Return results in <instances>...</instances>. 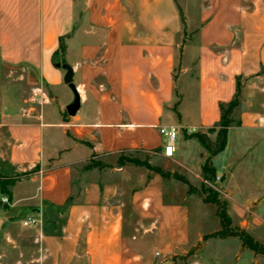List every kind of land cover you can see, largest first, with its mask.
<instances>
[{
	"label": "crops",
	"instance_id": "obj_1",
	"mask_svg": "<svg viewBox=\"0 0 264 264\" xmlns=\"http://www.w3.org/2000/svg\"><path fill=\"white\" fill-rule=\"evenodd\" d=\"M64 62L81 96L74 117ZM13 70L38 95L28 111L13 98ZM238 78L239 125L212 164L233 225L258 240L261 201L233 205L231 186L238 175L264 193V165L256 178L248 163L264 152V0H0V177L19 178L0 189V264H264L241 241L226 262L219 248L237 238L204 241L220 228L206 232L200 218L193 231L183 184L119 165L149 157L178 171L187 153L176 144L163 157L160 128L179 126L198 142L201 172L209 153L191 136L214 140ZM92 158L111 168L86 169Z\"/></svg>",
	"mask_w": 264,
	"mask_h": 264
},
{
	"label": "rangeland",
	"instance_id": "obj_2",
	"mask_svg": "<svg viewBox=\"0 0 264 264\" xmlns=\"http://www.w3.org/2000/svg\"><path fill=\"white\" fill-rule=\"evenodd\" d=\"M23 75L24 73L21 70H16V71L13 70L11 73L10 80H11L13 98L15 97L18 103H20L19 105L21 106V109H23V111H28L29 109L35 106L36 101L34 99H37L38 95L36 94L34 89L26 85ZM6 81H7V78H6ZM188 121L190 125L191 124L200 125L201 123V119L198 117H193L192 119H189ZM215 127L218 128L217 129L218 132H217V136L213 137L214 140H212L211 138L209 139L206 136L213 150L218 149L220 146V139H219L220 125L218 124ZM213 130L215 129H210L209 133L211 134ZM188 131L196 132L195 129H191V128H188ZM199 134L202 135V133H199ZM176 144L179 147L180 152L186 151L187 159H186V162L185 161L183 162L184 166L178 167L177 168L178 171L175 170V172L187 178L188 181L194 187L200 188L201 183L203 182V175H202V171L199 172L197 169V165L201 159L200 154H199L198 142L193 140L188 143H185V139L182 137V135L180 136L179 134ZM263 153L264 152L262 150L259 151V150L254 149L250 153V156H249L250 158H248V163L251 161L254 163L252 169H250L251 170L250 174L256 178H259L261 175H263V172H262L263 165H264V160H262ZM141 158L143 160L150 159L149 157H146V158L141 157ZM156 163L161 168H163L166 172L171 173V171L175 169L171 165L165 163V161L163 160H158L156 161ZM240 170L241 169H239L238 171ZM236 179L238 181L234 182V184H232L231 186V188H233L234 190L231 203L233 202V205H235V203L236 204L237 203L248 204L249 201H252L253 197H256V199H260L261 201L260 203L261 206H256L257 214L264 218V201L261 200L264 193L253 189L254 185L257 186L258 184L256 183L252 184V183L246 182L245 180L240 178V176L238 175ZM170 180H174V179H170ZM179 183L183 184L181 182ZM223 184H224V181L221 182L220 179H217L216 181L212 183H208V187L216 190L220 195V199L222 201H226L227 199L224 196L225 194L223 195L220 192V186H222ZM183 187L186 188L187 186L183 184ZM239 187L241 188V191ZM189 201H190L189 209H190L191 225H192L193 231L196 230V226L199 224V221H198L199 218L201 219V222H202L201 226L203 225V229L206 232H212L220 228V222L216 216V207L214 205L204 203L203 199L200 198L196 194H191V196H189ZM255 235L259 238L258 240L262 244H264V230L260 232L258 231L255 232ZM238 243L240 245V239L238 238L233 239L232 241H229V243H225L221 245V247L219 248L221 249L222 256L225 257L224 260L226 262H231L233 258H235V255L238 249Z\"/></svg>",
	"mask_w": 264,
	"mask_h": 264
},
{
	"label": "trees",
	"instance_id": "obj_3",
	"mask_svg": "<svg viewBox=\"0 0 264 264\" xmlns=\"http://www.w3.org/2000/svg\"><path fill=\"white\" fill-rule=\"evenodd\" d=\"M181 13V20L186 27L185 19L183 16L182 11ZM62 44V39L60 40ZM65 63V62H64ZM242 104V82L241 78L237 79V92L233 98V100L228 103L227 105H221L220 107V132H219V139H220V146L218 149L213 150L209 144L208 138L204 135L195 134L191 136L192 138H196L200 144L208 151L209 157L207 158L206 162L202 166V175H203V182L201 183L200 188L194 187L187 178L182 176L181 174L174 172H166L160 167H154L149 163V159L141 160L137 157L133 156H126L122 155L119 160V165L124 166L126 163H131L138 167H145L148 170L152 171L153 173L160 175L165 180L174 179L177 180L188 187V195L196 194L200 198L203 199V202L206 204H211L216 207V216L220 222V229L217 232L208 234L204 236V241L209 239H228L231 237L239 238L242 242V247L245 249H249L253 251L256 255H264V244L256 240L249 232L242 229L239 226H234L232 219L228 213V203L226 201H222L220 199L219 193L208 187V183H212L217 180L216 170L212 164V158L219 152L225 149L227 144V134L228 129L233 126H238L239 122L236 120V112L240 109ZM177 105L175 106L176 111ZM66 116V113L64 114ZM179 117V114H177ZM89 145V143H85ZM94 157V156H93ZM111 166L102 162L96 161L93 158L90 160L89 164L86 166V169H97L99 171H103L106 169H110ZM19 178L14 179H7L0 177V189L4 194H10L9 188L14 186ZM198 249H193L189 255H193L194 252Z\"/></svg>",
	"mask_w": 264,
	"mask_h": 264
},
{
	"label": "built area",
	"instance_id": "obj_4",
	"mask_svg": "<svg viewBox=\"0 0 264 264\" xmlns=\"http://www.w3.org/2000/svg\"><path fill=\"white\" fill-rule=\"evenodd\" d=\"M36 101V99H34ZM181 132L179 126H166L160 128V134L166 138V144L164 145L162 155L167 159H172L176 152V141ZM37 224L36 219H30L24 222V226H30Z\"/></svg>",
	"mask_w": 264,
	"mask_h": 264
},
{
	"label": "water",
	"instance_id": "obj_5",
	"mask_svg": "<svg viewBox=\"0 0 264 264\" xmlns=\"http://www.w3.org/2000/svg\"><path fill=\"white\" fill-rule=\"evenodd\" d=\"M57 67L62 68L63 70L66 71V75L64 77V83L70 88V90L73 92L74 95L72 103L68 105L66 108V112L69 116L74 117L81 107V96L74 84L73 68L66 63L64 64L59 63L57 64ZM224 179L225 178L222 177L220 181L223 182Z\"/></svg>",
	"mask_w": 264,
	"mask_h": 264
}]
</instances>
